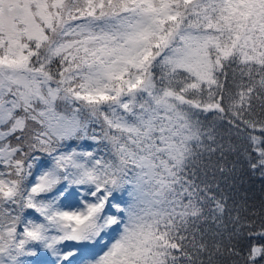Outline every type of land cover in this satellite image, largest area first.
I'll return each instance as SVG.
<instances>
[{"label":"snow or ice","instance_id":"1","mask_svg":"<svg viewBox=\"0 0 264 264\" xmlns=\"http://www.w3.org/2000/svg\"><path fill=\"white\" fill-rule=\"evenodd\" d=\"M0 264H264V0H0Z\"/></svg>","mask_w":264,"mask_h":264},{"label":"trees","instance_id":"2","mask_svg":"<svg viewBox=\"0 0 264 264\" xmlns=\"http://www.w3.org/2000/svg\"><path fill=\"white\" fill-rule=\"evenodd\" d=\"M256 187H257V189H258V188H259V185H257Z\"/></svg>","mask_w":264,"mask_h":264}]
</instances>
